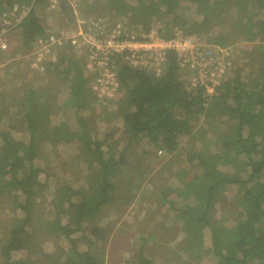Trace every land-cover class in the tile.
Segmentation results:
<instances>
[{"label": "trees", "instance_id": "16d2710c", "mask_svg": "<svg viewBox=\"0 0 264 264\" xmlns=\"http://www.w3.org/2000/svg\"><path fill=\"white\" fill-rule=\"evenodd\" d=\"M45 1L0 0V34L7 30L6 41L14 36L18 45L7 42L10 58L11 53H26L51 34L37 12ZM16 5H26L28 14H14ZM183 5L192 10L190 17L181 13ZM79 8L95 13L85 17L106 18L111 29L120 24V39H145L159 26L166 38L181 30L193 40L230 48L234 72L207 94L204 86L191 88L183 78L178 49H168L165 70L159 75L155 66L132 65L128 50L114 52L120 98L115 99L116 94L108 100L122 125L98 135L84 114L99 98L92 87L97 72L87 67L84 56L76 55L78 49L70 39L57 60L46 62L43 76L32 74L17 84L18 76L5 79L0 74V203L10 200L7 207L23 211L8 223L0 221L3 263L108 264L104 240L109 232L105 225L92 222L113 202L116 176L124 164H132L131 175L143 169L147 152L132 161L128 149L148 138L159 150L182 149L186 167L180 170V184L160 188L159 193L181 224L168 237L142 231L130 260L155 264V248L175 242L172 257L162 252L167 261L202 264L209 254L216 264H264V0H80ZM57 13L73 20V5L62 0ZM246 44L250 46L244 48ZM240 57L247 59L244 64L239 63ZM19 75L25 79L26 74ZM53 75L57 79L51 82ZM68 111L74 116L68 117ZM210 132L215 136L208 137ZM182 136L188 137L185 146H181ZM195 139L202 140L201 147L193 144ZM61 144L76 146L70 159L58 162L72 173L70 177L65 173L64 182H56L50 208L38 206L55 168L49 152L58 151ZM71 161L73 170L68 166ZM232 187L233 202L226 203L224 192ZM224 207V216H218ZM0 208L2 213L6 210ZM164 222L156 221V226L165 228ZM205 232L211 236L209 248ZM46 241L54 244L53 249H46ZM24 250L14 257V252Z\"/></svg>", "mask_w": 264, "mask_h": 264}, {"label": "rangeland", "instance_id": "374dc122", "mask_svg": "<svg viewBox=\"0 0 264 264\" xmlns=\"http://www.w3.org/2000/svg\"><path fill=\"white\" fill-rule=\"evenodd\" d=\"M92 1V0H90ZM73 10L78 14V16L85 17L86 15H95V13L90 14L89 10H85L84 13L79 8L80 0H73ZM44 3L41 6H38L37 12L43 16V19L48 24L49 29L48 31L51 33L60 32V31H67V34L71 35L78 31V24H75V21L70 20L69 18L63 17L62 13H57L58 10H48L47 6ZM18 9H23L26 7H19ZM186 5L181 7V13L186 16L190 17L192 15V10H188ZM12 11V10H11ZM61 12V8H60ZM22 13V12H21ZM81 13V14H80ZM21 15V14H20ZM22 16V15H21ZM94 17V16H93ZM81 19V18H79ZM106 19V18H104ZM14 20L9 21V24H13ZM14 27V26H13ZM7 30H3L0 34V46L3 41L6 43L11 42L12 45H17L16 37L11 36L10 41L9 39L6 41L4 34ZM3 35V36H2ZM9 38V37H8ZM39 43V42H38ZM38 43L33 44L31 50L27 51L26 53L23 52H13L11 53L14 57L10 58L9 53V45L2 51H0V74H2L3 78H8L12 76V74L18 76L16 79V83L20 84L23 81H26V77L33 76L32 74H39L43 76L45 74V67L46 62L48 60H57L60 56V53L64 52L66 48L63 44H52L51 48H49V52L45 53L44 55H40L37 53L39 51V47H41ZM18 46V45H17ZM250 44H246L244 48L249 47ZM12 48H14L12 46ZM76 49V48H74ZM76 55L80 58L85 57V61L88 62L87 59V49L83 48V50H74ZM12 52V51H11ZM233 53H238L236 50ZM42 57L40 60L43 63V68H33L37 62L39 63L40 60H37V56ZM84 56V57H83ZM238 56V55H237ZM39 58V57H38ZM80 58V59H81ZM238 58V57H237ZM245 57L239 58V63L244 64L246 62ZM32 65V66H31ZM185 71V70H184ZM188 73V76L183 74V78L189 79L192 77L194 71H185ZM26 74L25 79L19 74ZM21 77V78H20ZM57 76L53 75L50 79L51 82L56 80ZM47 81V80H46ZM189 86L192 88L196 85L190 84ZM200 86V85H198ZM60 91L63 92V96L65 94L64 88L60 87ZM119 93V92H118ZM99 96V95H98ZM120 95L117 94L115 99H119ZM92 102V106L95 108L92 109L88 107L84 110V114L88 115L90 119V123L94 125L97 135L104 133L107 131L108 128L112 126L118 125L121 127L122 121L113 114L112 108L114 106L110 105L108 99H99L97 98ZM108 105V106H106ZM93 110V111H92ZM63 111V110H62ZM61 113V110L59 111ZM68 117H73L74 114L71 111H68ZM59 114V113H58ZM62 116V113H61ZM61 116L59 120H61ZM54 119V115L52 117ZM57 119V117L55 118ZM203 123V121H202ZM206 123V122H205ZM204 123V125H205ZM21 135V133H18ZM17 134V135H18ZM208 137H214V133L210 132L207 134ZM206 137V138H208ZM125 138L123 137L121 142L124 141ZM114 141V140H113ZM182 145H187L188 137L182 136ZM113 143V142H112ZM124 143V142H122ZM193 144L196 146H202V140H193ZM108 146V145H107ZM76 146L71 144H61L58 147V151L49 152L51 153V159L49 160L52 165L55 166L51 174L53 177L49 181V177L42 174V179L47 181V188L39 197V205H43L44 207L50 208L52 206V200L55 196V189H57V183L64 182L66 175L70 177L72 172L65 171L63 167L58 163L59 160H68L70 159L73 154H75ZM182 150V149H181ZM180 150V151H181ZM167 152L165 150H159L148 138H142L136 143L132 144L129 147L128 152H131L129 155L130 159L133 161L135 160L133 157H136L138 154L140 155L138 158L141 157L143 152H147L146 156L142 158V170L140 167L137 168L134 174H130L129 166L132 164H124L116 176L117 179V189L116 195L113 199V202L109 203L100 211V213L95 217L96 222L92 223H100L101 225H105L106 230L109 232L108 239L104 240L107 247V263L108 264H135V261L130 260L134 254L137 252L139 243H140V234L142 231L146 232H154L157 234V238H161L162 236H171L168 234H175V230L177 229L176 225L178 226L181 224V221H175L173 217L175 216V212L168 208L167 203H163L159 199L160 188H166L169 185H178L181 181V172L180 170L185 169L186 161L183 163L184 155L180 152ZM69 168L72 170L75 168V164L73 161L68 163ZM54 171L56 174H54ZM66 173V175H65ZM126 176V177H125ZM82 181V180H81ZM80 181V182H81ZM57 182V183H56ZM234 188L227 190L224 192L225 197L227 198L224 202H233V198L235 196ZM42 193V194H43ZM134 196V197H133ZM130 197H133L131 199ZM10 200L8 201H1L0 206H5L6 210L2 213L0 211V221L3 220L4 222H10V218L17 214L23 215V211L21 209L11 210L10 207H7ZM218 207L223 205V202L218 204ZM1 209V208H0ZM220 208L217 212L218 216H224V210ZM45 211V210H44ZM165 221L164 225L165 228L159 224L156 226V221ZM227 223L231 224V220L229 219ZM135 224V227H134ZM91 225V223L89 224ZM168 229V230H166ZM160 232V236L159 233ZM137 234V236H136ZM179 236L182 237L183 234L179 233ZM178 236V237H179ZM157 238L150 242L151 247H154ZM205 245L209 248L210 247V240L211 236L208 232H205ZM166 242V241H165ZM46 245V249H53L54 244L51 241H46L44 246ZM172 245V246H171ZM175 242H171L167 245L156 247V260L155 264H181V262H175V259H167L166 256L163 255V251L168 252L166 255L172 257L170 254L174 251ZM173 247V248H171ZM26 252L24 251H16L14 252V257H20ZM184 259V258H183ZM202 264H216V260H214L209 254H207L204 259L201 260ZM0 264L3 263V259L0 254Z\"/></svg>", "mask_w": 264, "mask_h": 264}, {"label": "built area", "instance_id": "2783aa9c", "mask_svg": "<svg viewBox=\"0 0 264 264\" xmlns=\"http://www.w3.org/2000/svg\"><path fill=\"white\" fill-rule=\"evenodd\" d=\"M71 1L72 5L73 0ZM48 10H60L62 0H46ZM14 14L21 11L22 15L28 14L29 9H18L15 6ZM123 30L118 24L112 29L104 18L81 17L78 20V31L69 35L67 31L59 34L51 33L49 36L40 38L37 43L40 55L49 52L52 44H64L67 39L75 45L78 50L87 49V67L96 71V77L92 81V87L99 95V99L114 97L120 89V81L116 61L112 60L114 52L129 51L128 61L134 66L153 68L156 74H161L166 66V54L168 49H178L181 68L194 71L190 78L191 84L204 86L207 94L214 93L215 86L222 79L227 78L234 72V60L230 48L221 47L207 42L204 39L193 40L185 36L179 30L173 36L166 38L161 35L160 27H154L145 34V39L131 38L120 39L119 33ZM7 43L3 41L0 48H6ZM39 57V58H38ZM37 60L41 59L39 55ZM40 62L33 65L34 68H43ZM44 69V68H43Z\"/></svg>", "mask_w": 264, "mask_h": 264}, {"label": "crops", "instance_id": "0c3cea01", "mask_svg": "<svg viewBox=\"0 0 264 264\" xmlns=\"http://www.w3.org/2000/svg\"><path fill=\"white\" fill-rule=\"evenodd\" d=\"M71 2V1H70ZM72 4V3H71ZM81 12V11H80ZM81 14V13H80ZM81 17H83V16H78V14L74 11V17H73V21H75V24H78V20H79V18H81ZM185 71H188V70H185ZM183 74H185L186 76H188V73L187 72H185V73H183ZM187 80V82H188V84L190 83L191 84V80H190V78L189 79H186Z\"/></svg>", "mask_w": 264, "mask_h": 264}]
</instances>
